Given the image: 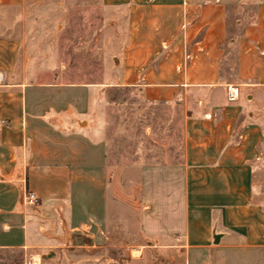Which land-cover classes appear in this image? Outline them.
I'll use <instances>...</instances> for the list:
<instances>
[{
	"label": "crops",
	"instance_id": "crops-1",
	"mask_svg": "<svg viewBox=\"0 0 264 264\" xmlns=\"http://www.w3.org/2000/svg\"><path fill=\"white\" fill-rule=\"evenodd\" d=\"M101 2L124 13L113 82L182 110L180 158L113 161L105 88L26 76L3 15L25 0H0V264H114L147 247L264 264V0Z\"/></svg>",
	"mask_w": 264,
	"mask_h": 264
},
{
	"label": "rangeland",
	"instance_id": "rangeland-1",
	"mask_svg": "<svg viewBox=\"0 0 264 264\" xmlns=\"http://www.w3.org/2000/svg\"><path fill=\"white\" fill-rule=\"evenodd\" d=\"M122 11L105 9L101 0H25L21 9L2 12L15 16L14 26L7 22L4 30L15 31L20 38L19 62L24 61L26 76L51 81L61 75L64 80L105 88L113 161L137 164L175 161L182 149V110L166 104L152 105L132 93L133 89L113 82L125 38ZM102 101L96 100V107L102 108ZM262 124L264 127V116ZM131 174H136L134 169ZM13 255L16 259L21 257L17 252ZM114 264H182V261L147 247L142 258L118 259Z\"/></svg>",
	"mask_w": 264,
	"mask_h": 264
},
{
	"label": "built area",
	"instance_id": "built-area-1",
	"mask_svg": "<svg viewBox=\"0 0 264 264\" xmlns=\"http://www.w3.org/2000/svg\"><path fill=\"white\" fill-rule=\"evenodd\" d=\"M237 95V90L236 88H230L228 90V98L229 99H233L235 98V96ZM37 201L36 197L32 194L28 195L27 196V202L30 203V204H33Z\"/></svg>",
	"mask_w": 264,
	"mask_h": 264
}]
</instances>
